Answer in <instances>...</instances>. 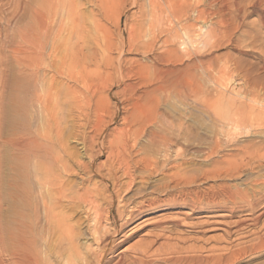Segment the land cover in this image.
I'll return each mask as SVG.
<instances>
[{
    "label": "bare ground",
    "instance_id": "bare-ground-1",
    "mask_svg": "<svg viewBox=\"0 0 264 264\" xmlns=\"http://www.w3.org/2000/svg\"><path fill=\"white\" fill-rule=\"evenodd\" d=\"M59 3L31 6V23L18 28L20 41L13 48L19 99L5 141L13 149L16 177L13 210L8 216L0 211V246L13 264H233L264 253L260 236L249 246L212 249L202 257L201 250L172 246L158 253L151 248L155 240L147 239L134 253L123 249L117 259L112 256L132 226L159 209L187 212L188 219L252 215L264 207V106L230 101L215 107L204 99L215 126L208 136L195 133L187 116L175 124L162 106L171 93L188 101L194 92H204L202 76L194 72L200 67L206 72L203 61L185 62L184 44L170 37L130 36L103 44L75 29L77 39L67 42ZM77 19L78 13L74 25ZM141 52V58L125 56ZM151 66L154 75L148 73ZM5 72L0 70V78ZM8 112L0 108V136L12 116ZM193 157L210 160L211 166L192 174L183 166ZM159 173L167 176L160 190L135 188ZM262 212L234 224L240 228L251 219L258 225ZM164 220L152 225L171 230ZM185 252L192 254L181 255Z\"/></svg>",
    "mask_w": 264,
    "mask_h": 264
},
{
    "label": "rangeland",
    "instance_id": "rangeland-1",
    "mask_svg": "<svg viewBox=\"0 0 264 264\" xmlns=\"http://www.w3.org/2000/svg\"><path fill=\"white\" fill-rule=\"evenodd\" d=\"M40 1L0 0V63L2 62L5 65L0 66V70L2 68L6 69V75L0 78V108L3 111H9L11 113L8 112L10 116L12 115L3 130V135L0 136V163H2V166H0V170H2L0 171V180L2 179L0 182V211L2 215L7 216L13 210L12 181L16 177V173L13 171V149H11V145L6 143L5 137L7 135L5 134L12 130L13 122L11 124L10 122L13 118V112H15L13 108H17L14 104H17L19 99L17 98L19 95L17 94L18 87L15 78V71L18 67L14 60L15 52L13 48H16L15 46L20 41L18 28L26 27L27 23H31L30 7L41 6L40 3H43V0ZM59 1L61 3L59 17L63 20L65 28L63 30V38L67 42H74L77 39L74 32L75 29L77 31L80 30L88 40L99 41L103 44L106 40L116 42L121 41L122 37L128 39L130 36L138 41H151L153 37H158L161 40L165 37H170L184 44L182 55L185 62L196 61L199 63L201 60L203 61L204 68H208L206 72L202 73V67L199 69L195 68L194 72L198 74V77L202 76L200 78L203 80L204 92H194L191 96L192 99L190 97L188 101L184 97H178L177 94L171 93L162 106L168 119L171 118L170 120L172 122L175 121V124L180 122L184 116H187V121L195 133L200 134L201 132L202 135L208 136L209 132H212L215 127L211 112L208 111L212 108L210 106L216 107L222 103L225 106L230 101L244 106L251 104L257 108L264 106V0ZM36 3H39V5ZM101 5H103L102 8L105 11H102ZM199 8H203L205 11L199 12ZM77 13L80 19H77L78 24L74 25L71 19ZM13 41L15 44H13ZM117 53L114 51L113 55H119ZM125 56L141 58L143 53H132ZM205 63L208 65H205ZM148 73L154 75V67L151 66ZM216 89H221V92ZM197 93L199 94L197 95ZM213 93L214 95H212ZM199 96L201 97L199 98ZM119 99L120 97L116 96L111 101L116 103ZM204 99L210 105L208 108L204 105ZM34 117L39 126V112H36ZM72 145L80 147L74 142ZM210 166V160L193 157L191 161L188 159V162L183 167L190 173L196 174L203 168ZM166 182L167 176L159 173L150 178L149 181L137 183L135 188L139 187V185H148L149 188L153 187V189H156L157 187L160 190L163 185H166ZM261 212L262 214L264 213V207H260L256 214L252 213V215H248V211H244L235 216L212 218L200 214L188 216L187 219V212L179 215L166 209H159L157 212L151 213L135 223L128 232V240L121 243L112 256L117 259L116 254L123 249L134 253L135 248L140 243L145 242L146 239L155 240L151 244V248L152 251L154 250L158 253L161 249L171 248V246L172 248L176 247L184 250L188 248L201 250L198 251L200 257L209 254L212 249H217V251H223L222 248H225L224 251L236 250L238 247L249 246L254 239L255 243L260 236H264V214H261L262 220L260 219L258 225L250 219L247 222L248 224L246 223L238 228L235 226L234 221L247 216H252L253 218ZM149 217V220H145ZM182 217H185V219ZM162 218L163 220L165 219L163 222L166 224L164 225L171 227V230L166 228L167 230L165 229L164 232L152 225L153 221L157 222L159 219L162 220ZM174 219L181 220L180 224L182 225H176L173 222ZM40 223L41 220H39L40 228L38 230H42H39L41 232L39 234L43 235L44 228H41L43 222L41 223L42 225ZM157 234L161 235L157 237ZM156 237L158 240H156ZM231 246L232 248H230ZM9 254L10 252L1 245L0 264H13V259L11 254ZM186 254L192 253L185 252L181 255L185 256ZM262 254L251 256L252 258L239 259L234 261V263L264 264V253ZM151 258L156 257L153 256L148 259L150 260ZM178 262L158 263L185 264V262ZM155 263L157 262L153 264Z\"/></svg>",
    "mask_w": 264,
    "mask_h": 264
}]
</instances>
